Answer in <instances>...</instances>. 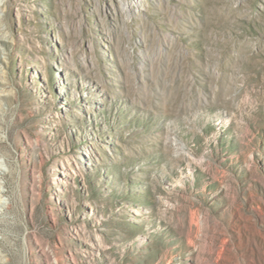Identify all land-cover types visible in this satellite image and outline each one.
<instances>
[{
	"label": "rangeland",
	"instance_id": "374dc122",
	"mask_svg": "<svg viewBox=\"0 0 264 264\" xmlns=\"http://www.w3.org/2000/svg\"><path fill=\"white\" fill-rule=\"evenodd\" d=\"M0 264H264V0H0Z\"/></svg>",
	"mask_w": 264,
	"mask_h": 264
}]
</instances>
